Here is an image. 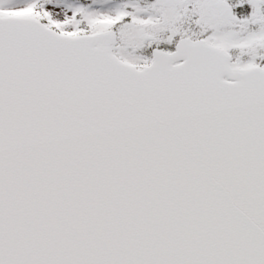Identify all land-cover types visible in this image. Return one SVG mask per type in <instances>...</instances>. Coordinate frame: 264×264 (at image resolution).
<instances>
[{
  "label": "snow or ice",
  "instance_id": "6c2138e0",
  "mask_svg": "<svg viewBox=\"0 0 264 264\" xmlns=\"http://www.w3.org/2000/svg\"><path fill=\"white\" fill-rule=\"evenodd\" d=\"M0 264H264V0H0Z\"/></svg>",
  "mask_w": 264,
  "mask_h": 264
}]
</instances>
